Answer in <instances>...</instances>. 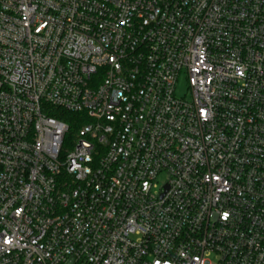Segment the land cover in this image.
<instances>
[{
  "label": "built area",
  "instance_id": "2783aa9c",
  "mask_svg": "<svg viewBox=\"0 0 264 264\" xmlns=\"http://www.w3.org/2000/svg\"><path fill=\"white\" fill-rule=\"evenodd\" d=\"M0 264H264V0H0Z\"/></svg>",
  "mask_w": 264,
  "mask_h": 264
},
{
  "label": "trees",
  "instance_id": "16d2710c",
  "mask_svg": "<svg viewBox=\"0 0 264 264\" xmlns=\"http://www.w3.org/2000/svg\"><path fill=\"white\" fill-rule=\"evenodd\" d=\"M49 115L67 123L70 127L71 136H73L80 129L81 124L78 122V115L76 114L54 109L50 111Z\"/></svg>",
  "mask_w": 264,
  "mask_h": 264
},
{
  "label": "rangeland",
  "instance_id": "374dc122",
  "mask_svg": "<svg viewBox=\"0 0 264 264\" xmlns=\"http://www.w3.org/2000/svg\"><path fill=\"white\" fill-rule=\"evenodd\" d=\"M176 96L179 98H185V97H190V93H189V85L187 83V80L185 78V76H183L180 80V83L177 85L176 88ZM71 137L69 136L67 138L66 143H69Z\"/></svg>",
  "mask_w": 264,
  "mask_h": 264
}]
</instances>
